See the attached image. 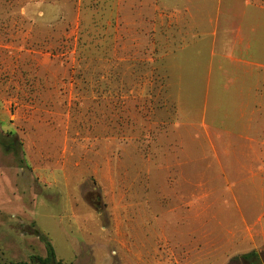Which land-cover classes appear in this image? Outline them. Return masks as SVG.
<instances>
[{
	"label": "rangeland",
	"instance_id": "obj_1",
	"mask_svg": "<svg viewBox=\"0 0 264 264\" xmlns=\"http://www.w3.org/2000/svg\"><path fill=\"white\" fill-rule=\"evenodd\" d=\"M189 7L0 0V264L39 236L46 264H264V175L222 78L204 97Z\"/></svg>",
	"mask_w": 264,
	"mask_h": 264
},
{
	"label": "crops",
	"instance_id": "obj_2",
	"mask_svg": "<svg viewBox=\"0 0 264 264\" xmlns=\"http://www.w3.org/2000/svg\"><path fill=\"white\" fill-rule=\"evenodd\" d=\"M189 12L191 43L199 45L205 40L204 49L192 46V53L199 57L206 50L205 59L209 61L204 97L207 99L211 82H215L211 77L222 78L223 83L216 80L217 88L236 99L235 123L241 125L238 135L224 134L237 138L241 153L243 148L247 151L248 167L242 170L264 175V0H190ZM205 23L209 30L203 31ZM215 56L223 62L212 73ZM236 87L238 97L234 96Z\"/></svg>",
	"mask_w": 264,
	"mask_h": 264
},
{
	"label": "trees",
	"instance_id": "obj_3",
	"mask_svg": "<svg viewBox=\"0 0 264 264\" xmlns=\"http://www.w3.org/2000/svg\"><path fill=\"white\" fill-rule=\"evenodd\" d=\"M41 242H43L45 248H46V258L44 260L36 259L38 264H46L47 262H54V253L52 250V247L48 240L44 236H39ZM258 262V255L256 252H250L246 255L237 257L236 260L233 261V263H239V264H256Z\"/></svg>",
	"mask_w": 264,
	"mask_h": 264
},
{
	"label": "flooded vegetation",
	"instance_id": "obj_4",
	"mask_svg": "<svg viewBox=\"0 0 264 264\" xmlns=\"http://www.w3.org/2000/svg\"><path fill=\"white\" fill-rule=\"evenodd\" d=\"M35 264H38V263H35Z\"/></svg>",
	"mask_w": 264,
	"mask_h": 264
}]
</instances>
